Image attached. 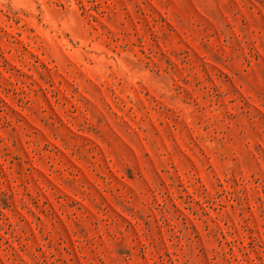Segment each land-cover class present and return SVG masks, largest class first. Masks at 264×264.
I'll use <instances>...</instances> for the list:
<instances>
[{"label": "rangeland", "instance_id": "rangeland-1", "mask_svg": "<svg viewBox=\"0 0 264 264\" xmlns=\"http://www.w3.org/2000/svg\"><path fill=\"white\" fill-rule=\"evenodd\" d=\"M0 264H264V0H0Z\"/></svg>", "mask_w": 264, "mask_h": 264}]
</instances>
